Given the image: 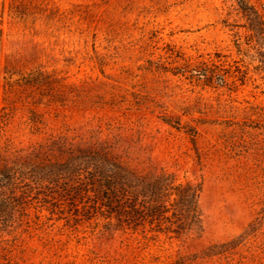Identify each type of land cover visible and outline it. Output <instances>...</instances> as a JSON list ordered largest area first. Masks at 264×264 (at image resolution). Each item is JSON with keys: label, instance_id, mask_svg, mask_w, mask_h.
Returning <instances> with one entry per match:
<instances>
[{"label": "rangeland", "instance_id": "rangeland-1", "mask_svg": "<svg viewBox=\"0 0 264 264\" xmlns=\"http://www.w3.org/2000/svg\"><path fill=\"white\" fill-rule=\"evenodd\" d=\"M250 1L264 14V0ZM8 2L0 0V145L28 146L50 135L104 143L139 170L163 169L200 184L203 226L199 236L175 239L123 232L103 220L50 221L24 235L12 259L264 264V40L250 35L234 0H24L33 13L41 8L47 15L27 21L12 18ZM167 44L191 57L219 51L231 71L234 61L243 69V82L215 89L145 70L148 59L165 58ZM36 68L63 78L54 91L65 101L40 107L45 123L32 133L29 104L20 102L28 93L9 92L6 73ZM8 104L15 112L3 126ZM164 116L182 128L164 124ZM189 127L197 129L195 143Z\"/></svg>", "mask_w": 264, "mask_h": 264}, {"label": "trees", "instance_id": "trees-1", "mask_svg": "<svg viewBox=\"0 0 264 264\" xmlns=\"http://www.w3.org/2000/svg\"><path fill=\"white\" fill-rule=\"evenodd\" d=\"M8 1L7 11L12 18L27 21L36 17L34 14L47 17L41 8L33 13L24 0ZM234 3L246 18L250 35L264 40L263 11L250 0ZM233 36L237 51L242 53L239 32L234 30ZM164 50L165 58L148 59L144 69L169 73L190 84L228 90L237 81L243 82V73L246 74L236 61L231 71L232 66L222 60L226 55L219 51L191 57L170 44ZM6 75L9 92L28 93L26 99L18 98L29 104L26 123L31 132H39L45 123L39 108L63 105L65 101L54 91V87L63 85V78L40 68L8 71ZM79 89L74 86V90ZM14 112L10 104L2 107L3 126L11 122ZM161 121L178 130L182 128L172 117H161ZM185 133L195 143L197 129L189 127ZM200 193V184L178 181L163 169L132 167L104 143L76 144L63 135H50L28 146L6 141L0 145V264H19L12 259L17 242L50 221L81 217L103 220L106 226L123 232L147 231L175 239L199 236L203 232Z\"/></svg>", "mask_w": 264, "mask_h": 264}]
</instances>
